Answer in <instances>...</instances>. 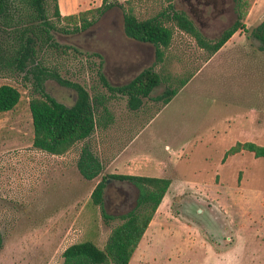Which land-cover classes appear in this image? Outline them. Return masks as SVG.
Returning a JSON list of instances; mask_svg holds the SVG:
<instances>
[{
	"label": "rangeland",
	"instance_id": "obj_1",
	"mask_svg": "<svg viewBox=\"0 0 264 264\" xmlns=\"http://www.w3.org/2000/svg\"><path fill=\"white\" fill-rule=\"evenodd\" d=\"M243 1L244 28L207 65L208 52L174 27L161 67L151 44L125 35L119 7L87 30L54 32L58 46L40 51L44 64L98 100L96 129L62 155L32 146L30 80L23 72L0 75V85L21 93L12 110L0 113V264H61L72 243L90 240L102 247L122 221L119 215L136 204L135 187L112 178L103 189V210L93 203L94 186L113 173L171 180L128 264H264V157L241 151L224 158L237 141L264 146V51L251 33L264 19V0ZM100 3L58 0L61 14ZM231 3L234 13L220 18L223 27L196 25L203 36L215 40L233 25L238 6ZM172 4L187 14L181 0ZM131 5L139 18H147L162 11L167 0H131ZM48 14L67 27L52 16L50 3ZM147 67L170 73L174 86L189 79L167 104L154 99L167 87L160 83L134 109L127 96L110 91L100 78L103 74L118 86ZM45 90L67 106L77 97L72 87L52 78ZM85 142L103 164L93 179H85L76 165Z\"/></svg>",
	"mask_w": 264,
	"mask_h": 264
},
{
	"label": "trees",
	"instance_id": "obj_2",
	"mask_svg": "<svg viewBox=\"0 0 264 264\" xmlns=\"http://www.w3.org/2000/svg\"><path fill=\"white\" fill-rule=\"evenodd\" d=\"M238 18L215 40L203 36L193 21L183 11L174 8L172 0L160 12L147 18H139L131 0L124 5L119 0H101L99 6L61 14L58 0H0V75L24 73L32 85L28 105L32 119V146L53 155H62L76 143L86 141L97 127V98L80 84L71 82L46 66L40 51L47 47L58 46L54 32H79L89 29L104 13L119 7L123 11V30L128 38L154 47L156 63L161 67L166 60V50L173 38V28L189 34L196 44L208 52V58L218 51L238 29H243V0H235ZM49 3L52 16L63 21L67 27L58 26L48 14ZM170 22V23H169ZM169 23V24H168ZM252 35L259 42L258 48L264 51V19L253 29ZM98 55V54H96ZM102 67V62H100ZM55 79L64 86L72 87L77 97L73 105L59 102L45 90V82ZM103 84L110 90L127 96L131 108H138L143 98H150L153 89L165 83V90L155 100L167 104L188 81L189 77L178 79L173 85V76L147 67L128 83L113 86L100 74ZM21 93L13 85H0V113L12 110L19 102ZM104 111L106 108L104 106ZM107 118V120H109ZM241 151L252 152L255 157H264V146L253 141H237L229 147L224 158ZM77 168L85 179L98 176L103 164L92 152L87 142L81 148L76 162ZM107 178L126 181L136 189V204L129 212L119 215L121 222L115 224L102 247L90 240L68 245L62 252L61 264H128L137 248L154 213L165 196L171 180L166 177L133 174H108L102 176L91 191L90 197L95 205L103 210V189ZM104 218H114L102 212ZM2 235L0 232V247Z\"/></svg>",
	"mask_w": 264,
	"mask_h": 264
},
{
	"label": "flooded vegetation",
	"instance_id": "obj_3",
	"mask_svg": "<svg viewBox=\"0 0 264 264\" xmlns=\"http://www.w3.org/2000/svg\"><path fill=\"white\" fill-rule=\"evenodd\" d=\"M189 13L202 29L216 30L225 23L220 19L225 16L227 20L233 15L232 0H181ZM194 23V22H193ZM220 30V29H219ZM226 29H222L223 33ZM221 33V34H222ZM121 182V180H118Z\"/></svg>",
	"mask_w": 264,
	"mask_h": 264
},
{
	"label": "crops",
	"instance_id": "obj_4",
	"mask_svg": "<svg viewBox=\"0 0 264 264\" xmlns=\"http://www.w3.org/2000/svg\"><path fill=\"white\" fill-rule=\"evenodd\" d=\"M59 6H60V4H59ZM222 48V47H221ZM221 48L218 50V51H216L213 55H211L208 59H207V61H206V63H205V65H207V63L208 62H211L215 57H217V55H218V53L221 51ZM203 69H204V66H203V68L200 70V71H203ZM198 73V72H197ZM117 174H123V173H117ZM133 175H139V174H133ZM146 176V175H145ZM230 218V217H229ZM144 235V234H143ZM143 237V236H142ZM232 246H234V245H232ZM231 246V247H232Z\"/></svg>",
	"mask_w": 264,
	"mask_h": 264
},
{
	"label": "water",
	"instance_id": "obj_5",
	"mask_svg": "<svg viewBox=\"0 0 264 264\" xmlns=\"http://www.w3.org/2000/svg\"><path fill=\"white\" fill-rule=\"evenodd\" d=\"M187 10V9H186ZM187 12V14H189V18L194 22V24H195V26L197 25L200 29H202L199 25H198V23L195 21V19H194V17L192 16V14L191 13H189L188 12V10L186 11ZM107 181H109V180H107Z\"/></svg>",
	"mask_w": 264,
	"mask_h": 264
}]
</instances>
